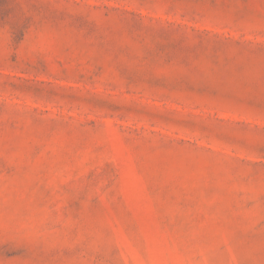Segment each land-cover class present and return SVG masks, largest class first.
Instances as JSON below:
<instances>
[{"label": "rangeland", "instance_id": "obj_1", "mask_svg": "<svg viewBox=\"0 0 264 264\" xmlns=\"http://www.w3.org/2000/svg\"><path fill=\"white\" fill-rule=\"evenodd\" d=\"M0 264H264V0H0Z\"/></svg>", "mask_w": 264, "mask_h": 264}]
</instances>
